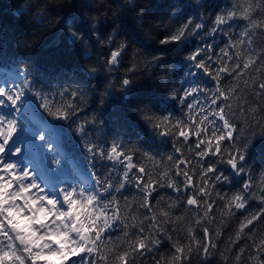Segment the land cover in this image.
Returning <instances> with one entry per match:
<instances>
[{
    "label": "snow or ice",
    "instance_id": "snow-or-ice-1",
    "mask_svg": "<svg viewBox=\"0 0 264 264\" xmlns=\"http://www.w3.org/2000/svg\"><path fill=\"white\" fill-rule=\"evenodd\" d=\"M58 7L66 10L60 25L67 43L74 50L87 53L91 45L101 42L100 28L107 24L106 14L103 19L99 13L96 16H92L91 12L85 15L80 11L84 6L73 4L70 0ZM207 7L206 0H196L194 5L186 3L182 9L177 7L176 13L170 17L180 21L175 25V30L164 23L162 16L158 21V26L168 32L160 40L161 45L176 46L162 49L161 52H171L177 58L175 62L186 69L185 77L197 78V86L182 89L183 95L178 97L180 103L186 105L187 122L172 121L163 114L156 115V111L161 110L160 101L169 85L166 73L156 85L157 92L146 96H138L133 77L127 74L116 77L115 83L110 78L119 70L122 53L130 45L144 46L139 31L146 26L144 10L137 11L134 23L127 22L121 16L119 22L113 25L107 42L113 43L121 35L125 39L119 47L109 49L110 55L104 58L102 64L99 59L93 64L77 63L70 73L57 74L59 78L47 88L35 87L38 81L30 79L31 71L19 69L16 77L11 78V88L8 87L9 81L0 85V264H53L49 257H55L59 264H137V258L146 259L147 254L160 252L165 239L171 243V251L160 252L155 264H189L194 253L202 264H210L217 249L207 226L215 219L213 193L225 202L222 215L246 211L250 199L264 205V187H260L258 192L253 191L252 176L245 167L249 157V141L234 135L237 128L229 113L231 110L232 118L237 112L245 115L249 111L255 113V108L246 109L242 103L233 109L231 101L234 97L239 99L244 91H250L258 100H264V50L257 53L255 49L257 38L264 39V0H237L227 12H218L213 27L206 31V35L212 37L211 43L205 40L202 46L198 45L195 50L185 54L189 37L199 35L204 28L203 23L194 22L187 13ZM138 8L139 5H135L129 11ZM152 18L156 19L155 15ZM237 20L246 23L239 26L242 30L238 33H230L228 29L236 28L233 22ZM218 33L226 38L223 47L216 42ZM94 37L96 40H93ZM161 59V55L152 57L157 66ZM101 73L105 74L103 80L100 79ZM201 74L213 83L202 79ZM257 75L262 78L255 79ZM224 77H231L233 81L243 80L244 88L241 89L238 84L225 88L222 84ZM101 84L106 85L104 92L108 97H111L109 89L113 87L119 88L121 98L126 102L138 96L136 110L139 119L150 124L160 137L175 138L173 154L167 156L171 167L153 181L142 165L133 162V156L124 150L122 142L113 140L108 145L102 136L95 141L89 138V133L98 126L99 113L103 111L98 109L97 117L84 121L76 128L78 143L83 142L84 150L90 154L92 167L99 169L94 179L89 178L83 186L69 179L49 185L25 164L20 145L24 143L21 133L28 129V124L18 121L16 114L23 115L29 106L39 107L54 120L74 125L80 118L78 96L84 95L85 90L94 92ZM169 94L176 95V90L172 89ZM197 94H204L206 99L203 104L197 99ZM57 96L61 98L59 103L55 99ZM189 97L193 98V102H188ZM65 99H69L67 104L64 103ZM36 101L40 103L36 105ZM100 102L104 104L103 96ZM209 116L213 119L210 120ZM101 123L104 126L108 124L107 121ZM56 126L63 128L62 124ZM256 128L264 135V119H256L255 126L249 122L252 135L256 134ZM192 137H195L194 141ZM39 138L49 143L45 135ZM163 143H167V140ZM182 146L194 153L196 163L200 165L198 181L193 178L192 160L184 156ZM209 157H217L216 163H226L231 171L225 172L208 163ZM118 166H122V175L113 183L112 173L120 170ZM173 168L174 176L182 177V180L172 178L170 173ZM146 175L149 176L148 180L144 179ZM243 175H247L248 179L243 181L240 191L232 194L216 191L220 186L231 184L233 176ZM133 182L137 190L144 193L140 208L147 212L142 214L143 219H139L141 214L133 215L127 211L126 197L122 207L116 195H123L126 186ZM157 186L172 189L178 194L177 201L181 199L179 193L183 191L186 211H196L195 217L188 219L187 244L173 239L171 234L178 230L176 225L181 217L173 220L168 211L157 212L151 205L149 197ZM258 221L264 222V207L240 220L231 244L235 246L242 240L245 243L234 252L231 247L227 249L234 257V264H264V232L257 231L255 225ZM130 227L137 229L131 236ZM194 228L202 230V238H197ZM121 231L127 238L124 245L112 240V234Z\"/></svg>",
    "mask_w": 264,
    "mask_h": 264
},
{
    "label": "trees",
    "instance_id": "trees-1",
    "mask_svg": "<svg viewBox=\"0 0 264 264\" xmlns=\"http://www.w3.org/2000/svg\"><path fill=\"white\" fill-rule=\"evenodd\" d=\"M65 2L66 0H0V49H2L0 51V85H3L5 81H9L8 87L11 88V78L16 77V71L19 69L31 71L32 76L30 79L38 81L35 87L47 88L50 83H55L56 79L59 78L57 74L70 73L77 63L87 62L93 64L99 59L102 64L104 58L110 55L109 49L119 47L120 43L125 39L121 35L117 36L113 43L107 42L109 34L112 33L113 25L119 22L121 16L127 22L134 23L137 11L144 10L146 12V26L139 29L144 46L130 45L122 53L119 70L113 73L110 78L115 83L116 77H123L127 74L134 78L138 89V96H146L157 92L156 85L159 83L160 77L166 73L169 85L168 89L163 93V99L160 101L161 110L156 111V115L163 114L168 116L172 121L183 120L187 122L188 112L186 105H182L178 97L183 95L182 89L197 86L195 83L197 78L191 76L185 77L184 72L186 69L181 68L180 64L175 62L177 58L171 52H161L162 49H171L176 46L172 44L161 45L160 40L168 32L164 27L158 26V21L159 17L162 16L164 23L172 26V30H175V25L179 24L180 21L175 18L170 19V17L173 16V13H176L177 7L182 9V6L186 3L194 5L196 0H131V3H129V0H70L73 4L83 5L84 7L80 11L85 15L91 12L92 16H96L99 13L102 19L105 14L107 15V24L102 25L100 28L101 36L99 39L101 42L91 45L87 53L74 50L65 39L60 21L64 18L66 10L58 7V5ZM236 2L237 0H206L207 9H198L187 13V15L193 17L194 22L203 23L204 28L200 30L199 35L189 37L187 41L188 46L184 48L185 54L195 50L198 45L202 46L205 40L211 43L212 37L206 35V31L213 27L215 15L221 11L227 12ZM135 5H139V8L135 11H129ZM174 5L177 7H173ZM153 15H155L156 19L152 18ZM233 23L237 27L228 29L230 33H238L242 30L239 26L246 22L237 20ZM224 27L226 28L227 26ZM215 39L221 47L224 46L226 38H222L218 33ZM93 40H96V38L94 37ZM255 49L257 53H261L264 50V39L257 38ZM154 55L162 56L158 66L152 61ZM129 69H132V71H129ZM104 75V73L100 74L101 80H103ZM201 78L208 81L209 84L213 83L207 77H203L202 74ZM254 78L261 79L262 77L257 75ZM245 79H248V77H245ZM249 83H251V80H249ZM222 84L225 88L236 84L241 89L244 88L243 80L233 81L231 77H224ZM105 86V84H101L100 88L95 89L94 92L85 90L84 95L78 96L77 103L81 109L79 112L80 118L76 120V124L74 125L54 120L44 109L39 107H35L33 112L40 116V118L52 120L53 125L61 132V154L63 151L64 160L67 162L68 158L77 160L85 169L91 170L95 176L99 169L92 167L90 154L84 150L83 142L78 143L79 135L76 132V128L84 121H91L94 117H97V110L103 109L99 113L98 126L94 132L89 133V138L95 141L102 136L108 145L113 140L122 142L125 146L124 150L133 156V162L137 165H142L146 172L150 174V178L153 181L157 180L171 167L167 156L173 154L172 144L175 138L169 136L165 139L167 143H163L164 140L158 135L157 131L150 124H146L139 119L136 110L138 96H134L131 102H126L121 98L119 88L113 87L109 89L112 95L108 97L104 92ZM172 89L176 90V95L169 94ZM102 96L105 101L103 105L100 102ZM55 99L57 103L61 100L59 96ZM69 99H65L64 103L67 104ZM197 99L203 104L206 98L204 94H197ZM188 102H193V98L189 97ZM39 103V101H36V105ZM231 103L233 109L236 108L238 103H242L246 109H256L255 113L249 111L247 115L237 112L234 118L231 117V110H229V113L232 123L237 128L234 135H239L241 139L247 138L249 141V157L245 167L246 171L251 173L254 184L253 191L258 192L260 187H264V135L260 133L259 128H256V134L252 135L249 129V122L251 121L252 125L255 126L256 119H264V100H258L254 98L250 91H244L241 93L239 99L234 97ZM18 118H16L18 121L27 123L30 128L35 126L36 135L45 129L44 126L41 125L39 127V124L33 121L28 108ZM209 119L211 120L213 117L209 116ZM101 121H107V126H104ZM217 123L220 122L217 121ZM58 124H62L63 128L57 127L56 125ZM86 127H91V125H86ZM24 135L27 138L29 132L27 133V130H25V132L21 133V137L23 138ZM194 140L195 137H192V141ZM224 143L227 144V141ZM20 147L23 153L29 150L25 143H22ZM183 151L184 156L192 160V172L195 173L193 178L198 181L200 165L196 163L194 153L189 152L187 147H183ZM41 157L45 160L42 166L46 168L48 166L47 158L44 154ZM207 160L208 163H213L220 170L225 172L231 171L226 163H216L217 157H209ZM118 169L120 170H114L112 173L114 178L113 183L122 175V166H118ZM55 170L57 172L58 167H55ZM170 175L173 179L182 180V177L176 178L174 176V168ZM144 179L148 180L149 176H144ZM247 179V175H243L242 177L233 176L231 184L220 186L216 191H220L222 194L235 193L242 189V183ZM59 180L63 179L59 178ZM71 181L73 183L79 182L81 186L87 183L78 175L75 176V180ZM189 194L191 193L189 192ZM116 195L120 199L122 207L124 206V199L126 197L128 204L127 211L133 215L139 213L141 214L139 219H143L142 214L147 212L146 209L140 208L144 193L137 190L134 182L132 185L126 186L123 190V195ZM177 195L176 192L166 186H157L156 190L149 197V200L157 212L168 211L173 220L176 217H181V220L176 225L178 230L171 234L173 239H179L184 244H187L186 230L189 226L188 219L189 217H195L196 211L193 210L191 213L186 211L183 206V191L179 193L181 197L179 201L176 199ZM212 199L216 201L213 210L215 219L212 223L207 224V226L212 233L213 241L217 244V249L215 250V255L210 260V264H234V257L227 249L231 247L234 252L245 243L242 240L235 246L231 244L240 220L245 215L255 212L259 207H264V205H260L258 200L250 199L246 211L235 212V209H233L235 215H222L225 202L219 200L215 192L212 195ZM170 205L175 206L170 207ZM148 215H151V213H148ZM131 222L130 217L129 223L131 224ZM136 222L138 223L139 220ZM167 227L171 228L172 225H168ZM255 227L258 232H264V222H256ZM136 231L137 229L130 227V236ZM194 234L198 239L202 238V230L200 228H194ZM126 239L122 231L112 234V240L117 244L124 245ZM169 251H171V243L165 239L161 245L160 252L168 253ZM160 252L149 253L146 259L137 258V264H155V258H159ZM48 259L53 264H59L55 257H49ZM189 264H202V262L194 253L190 258Z\"/></svg>",
    "mask_w": 264,
    "mask_h": 264
},
{
    "label": "rangeland",
    "instance_id": "rangeland-1",
    "mask_svg": "<svg viewBox=\"0 0 264 264\" xmlns=\"http://www.w3.org/2000/svg\"><path fill=\"white\" fill-rule=\"evenodd\" d=\"M27 108L30 110V115L32 116L33 121L36 122V124H39V127H41V125L44 126L45 129L38 132L36 135L34 130L35 126H32L31 128L28 127L27 133L29 132V136L27 138L24 137L25 140L23 138L25 145L29 149L23 153L25 164L33 169L36 174L42 176L49 185L60 183L64 179L75 180V176L77 175L81 176L86 182H88L89 178L94 179L95 176L93 172L89 169H85L77 160L72 158H68V162L64 160L65 156L63 151L61 154V132L53 125V121L40 118V116L33 112L35 107L29 106ZM16 116V118H18L20 113H17ZM40 135H45L46 140L49 143L41 141L39 138ZM42 154L46 156L48 161V166H46V168L42 166V163L45 162L44 158L41 157ZM55 167H58L57 172ZM59 178H62L63 180H59Z\"/></svg>",
    "mask_w": 264,
    "mask_h": 264
},
{
    "label": "water",
    "instance_id": "water-1",
    "mask_svg": "<svg viewBox=\"0 0 264 264\" xmlns=\"http://www.w3.org/2000/svg\"><path fill=\"white\" fill-rule=\"evenodd\" d=\"M163 140H165L166 138L162 137Z\"/></svg>",
    "mask_w": 264,
    "mask_h": 264
}]
</instances>
